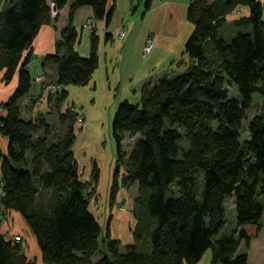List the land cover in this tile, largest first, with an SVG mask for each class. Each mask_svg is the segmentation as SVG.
I'll list each match as a JSON object with an SVG mask.
<instances>
[{
  "label": "trees",
  "instance_id": "16d2710c",
  "mask_svg": "<svg viewBox=\"0 0 264 264\" xmlns=\"http://www.w3.org/2000/svg\"><path fill=\"white\" fill-rule=\"evenodd\" d=\"M67 1L5 0L0 10L2 81L16 76L1 105L0 136L7 144L5 153L0 150V214H19L41 264H194L207 249L214 264H245V253L237 252L238 242L248 240L243 227L258 226L264 210V115L253 114L246 121V137L238 140L253 92L264 106L260 2L190 0L185 18L192 30L183 44L188 64L145 84L137 103L122 100L116 105L109 125L114 163L107 203H112L118 182L122 187L136 183L138 216L146 218V226H138L144 230L140 239L118 250L107 221L101 230L88 210L98 171L92 164L89 179H79L71 152L76 111L59 110L66 97L63 86L86 84L96 66L93 28L88 55L81 57L73 49L71 14L88 5L92 18L106 25L112 7H106V0H70L53 53L42 57V63L54 65L53 83L60 87L54 107L62 134L55 136L42 116H20L18 101L34 82L27 67L31 41L40 25L56 21ZM240 6L247 7V15L229 21L234 33L224 38L220 29ZM227 84L236 96L228 95ZM123 134L137 135L126 154ZM42 194L47 195L45 206L34 210V200ZM226 198L232 199L233 226L218 234ZM99 250L101 256L93 260ZM0 264L33 263L25 259L19 242L0 231Z\"/></svg>",
  "mask_w": 264,
  "mask_h": 264
},
{
  "label": "crops",
  "instance_id": "0c3cea01",
  "mask_svg": "<svg viewBox=\"0 0 264 264\" xmlns=\"http://www.w3.org/2000/svg\"><path fill=\"white\" fill-rule=\"evenodd\" d=\"M257 1L261 4V18L264 21V0ZM189 2L190 0H106L107 8L112 5L109 22L106 25L101 20L92 18L91 8L88 5L76 7L70 17V24L76 31L73 49L81 57L88 55L90 29L85 23L90 21L96 38V66L86 84L82 86H63L66 97L59 110L62 111L68 107L77 112L85 107L89 112H94L93 116L91 112L90 117L92 123L93 121L97 122L98 130L100 126L104 130L105 128L109 129L112 113L120 101L127 100L130 103H137L139 92L145 84H152L162 76H169L182 71L189 62L183 51V44L192 30V25L185 18ZM69 6L70 0L58 10L56 21L40 25L32 39L30 44L31 56L27 67L28 69L32 67L30 71H33L35 67L38 68L37 71L35 70L36 72H33L32 77L36 74H43L53 82L54 65L49 62L42 63V57L45 54L53 53V41L59 30L67 23ZM247 11L245 6L237 7L234 11L235 14L227 15L226 22L236 19L237 14L241 17L246 16ZM120 30L123 31V36L119 38ZM233 33L234 29L231 26L229 36ZM147 37L152 38L153 46L145 56H141V47ZM15 82V75L12 76L8 84H5L2 78L0 79L1 117L5 115L1 105L14 89ZM40 89L39 83L31 82L27 94L21 97L18 102L20 103L23 98L35 94L33 96L38 98L37 105L43 108V112H46L48 99L51 97L48 94L51 93ZM46 96L48 97L46 98ZM90 117L83 116L84 120ZM6 144V138L0 136V150L2 153L6 151ZM71 152L76 162L79 179L87 181L91 166L88 168L89 173L83 178L80 177L78 158L72 146ZM102 162L101 164L94 162L98 174L91 202H95L96 190L101 180L103 186H106L107 190L109 188L114 163L113 150L111 154L106 155ZM129 187L137 189L136 183ZM107 196L106 194L104 200L100 201L102 206L98 209L91 210L92 208L90 209L88 203V210L92 213L100 229L103 222L107 221L109 236L117 240L118 250H122L124 245L135 243V239H140V233L144 230H139L140 227L138 226H141V222L145 223L143 227L146 226V218L140 219L138 213H134L131 205L135 203L134 194H131L130 200H128L130 202L128 215H117L114 210V207L124 200L120 188L116 190L110 205L105 201ZM225 200H228V209L231 214L230 228H232L234 216L232 199H224L223 206ZM9 216L13 219L9 221L10 231L21 236V241H19L20 250L25 259L31 260L35 256V261L29 262L41 264L34 238L22 218L16 212H11ZM120 227L123 229L122 232L119 230ZM243 229L248 236V240L246 244L242 240L238 242L237 252L245 253V264H264V216L260 218L258 226L248 224ZM135 232L138 234L137 238H135ZM94 256L93 260L97 258L96 254ZM194 264H214L211 261V250L207 249Z\"/></svg>",
  "mask_w": 264,
  "mask_h": 264
},
{
  "label": "rangeland",
  "instance_id": "374dc122",
  "mask_svg": "<svg viewBox=\"0 0 264 264\" xmlns=\"http://www.w3.org/2000/svg\"><path fill=\"white\" fill-rule=\"evenodd\" d=\"M5 0H0V10L2 9ZM230 14H235L234 12ZM53 16V11L51 10L50 16ZM51 16V17H52ZM52 22V21H51ZM53 23V22H52ZM229 22L225 24L221 29L220 33L223 35L224 38H228L229 32L231 30V25ZM123 36V31L120 30V35L118 36L119 38ZM152 41L151 48L153 46V40L150 38ZM144 44V43H143ZM150 48V50H151ZM149 50V51H150ZM146 55V54H145ZM144 55V56H145ZM141 56H143L141 54ZM32 67H29V72L32 75L33 72H36L38 70L37 67L33 68V71H30ZM36 70V71H35ZM2 74V71H1ZM35 76L40 77V82L37 81V83L40 84L41 89L43 91H46V84H53L51 80L46 78L43 74H36L32 77L34 79ZM2 76L0 77V79ZM10 81V80H9ZM9 83V82H8ZM5 83V84H8ZM227 88V93L228 95L236 96V91L234 87H232L230 84L226 85ZM45 93V92H44ZM51 94H48L49 97V102L47 103V111L43 112V108H40L39 105H37L36 101L38 100L37 96L30 95L29 97L23 98L22 101L19 103V110H20V116H22L25 119H30L34 120L36 116H42L45 120V122L50 126V129L53 131L55 136H58L62 134L64 126H60L57 118H56V110L54 107V99H55V93L49 92ZM46 96V98L48 97ZM250 105L247 109L244 111V118L241 120V127H240V134L238 137L239 142L246 137V121L253 115V114H258V115H264V106L260 102V97L259 94L256 92H253L251 94L250 98ZM63 102V101H62ZM61 102L60 107L63 105ZM67 107V106H65ZM68 108V107H67ZM39 109V110H37ZM70 109V108H69ZM33 110V112H32ZM94 110V109H93ZM92 112V116L94 115V112ZM89 110H87L85 107H83L81 110H78L76 113H74V124H73V132H74V141L72 144L74 153L76 155L77 163H78V169L80 173V177H84L86 174L89 173L88 168L91 166V164L97 163L101 164L103 163L102 161L105 159L106 155L111 154L113 150V144H112V139L110 136V131L109 129L105 130L100 126V129L98 130L97 122L91 121V117ZM88 116L90 118L84 120L83 116ZM137 138V135H128V134H123L122 135V149L124 154L128 152V149L134 142V140ZM112 173V172H111ZM1 179V177H0ZM118 182V181H117ZM120 188V193L124 195V200L123 202L118 203L115 207L114 210L117 215H123L127 214L130 212V195L134 194V202L131 204L134 209V213L139 211V206L140 204L136 200L138 196V189L132 187H122L119 185L117 189ZM95 189V187H94ZM170 189H173V185H170ZM143 191H146L143 190ZM108 190L106 186H103L102 180L100 181V184L98 185V188L96 190V199H94L95 202H91L92 197L94 196V191L92 192L91 196L89 197V205L91 210L98 209L102 206L101 202L104 200V197L106 194L108 195ZM2 195V194H1ZM259 200H262L259 197ZM45 201H47V195H41L39 198H35L33 208L34 210H40L39 208H43L45 206ZM107 202V200L105 199ZM104 201V202H105ZM228 201V200H227ZM225 200L224 202V214H223V225L221 229L219 230L218 234L221 233H227L230 230L231 227V214L229 211V205L228 202ZM123 203V204H122ZM131 206V207H132ZM94 208V209H93ZM106 208V207H105ZM7 213L5 214L4 218L2 221H0V231L1 233L4 234V236L7 239H11L13 242H19L21 241V236L19 234H16L19 239L15 240L13 239V234L10 231V225L9 221L13 220L10 218L9 214L13 211H6ZM264 212V210H263ZM263 214V213H262ZM264 214L261 216L263 217ZM105 224V221L103 222V225H101V230L103 229V226ZM125 227V226H124ZM120 232H122V228L120 227ZM102 252L99 250L97 253V258L100 257ZM95 257V256H94ZM35 256L32 257L31 260L28 261H35ZM94 259V258H93ZM33 263V262H32ZM35 264V262L33 263Z\"/></svg>",
  "mask_w": 264,
  "mask_h": 264
},
{
  "label": "built area",
  "instance_id": "2783aa9c",
  "mask_svg": "<svg viewBox=\"0 0 264 264\" xmlns=\"http://www.w3.org/2000/svg\"><path fill=\"white\" fill-rule=\"evenodd\" d=\"M156 1H160V0H156ZM85 25L89 28V29H92L93 28V25H92V23L90 22V21H87L86 23H85ZM119 35H120V32H119ZM151 45H152V41H151V39H150V37H147L146 39H145V41H144V44L142 45V47H141V54L144 56L145 54H147L148 52H149V50H150V48H151ZM40 77H38V76H35L34 77V79H33V81L34 82H40ZM47 86H46V91L47 92H52V93H55V92H58L59 90H60V87L58 86V85H56V84H46ZM1 194H3V192H2V181H1V179H0V195ZM3 220V216L0 214V221H2ZM13 237V239H15V240H18L19 239V237L17 236V235H13L12 236Z\"/></svg>",
  "mask_w": 264,
  "mask_h": 264
},
{
  "label": "water",
  "instance_id": "95a60500",
  "mask_svg": "<svg viewBox=\"0 0 264 264\" xmlns=\"http://www.w3.org/2000/svg\"><path fill=\"white\" fill-rule=\"evenodd\" d=\"M51 10L54 12V8L53 7H51Z\"/></svg>",
  "mask_w": 264,
  "mask_h": 264
}]
</instances>
